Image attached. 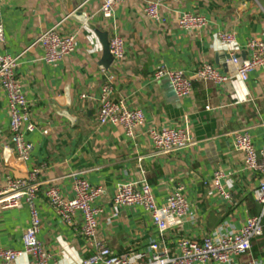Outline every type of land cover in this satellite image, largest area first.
Listing matches in <instances>:
<instances>
[{"label": "crops", "instance_id": "crops-1", "mask_svg": "<svg viewBox=\"0 0 264 264\" xmlns=\"http://www.w3.org/2000/svg\"><path fill=\"white\" fill-rule=\"evenodd\" d=\"M146 1L123 0L112 17L104 19L101 0H0V55L19 58L16 75L36 126L25 137L32 144L30 156L20 161L10 143L8 100L0 86V190L7 178L23 179L32 169L40 170L35 200L41 220L38 239L51 255L49 264H81L94 251L75 229L63 224L44 197L48 187H56L64 199L73 198L76 178L102 188L94 204L102 210L96 240L116 255L142 254L143 263L150 260L149 246L154 242L176 256L179 239L200 242L205 236H232L260 213L254 198L259 178L245 168L243 154L233 149L229 134L246 130L256 150L264 147V66L250 72L245 83L194 81L191 94L184 98L174 94L167 79L154 80L153 73L162 66L191 75L203 63L229 72V52L216 35L234 34L237 54L248 57L247 42L264 40V0L164 2L159 22L144 15ZM74 12L107 34L108 42L118 35L125 57L103 65L102 44ZM185 13L205 17L207 28L180 29L177 20ZM52 28L63 36H75V51L47 64L35 42ZM108 76L113 77V98L143 112L144 123L133 138L119 126L98 123L99 97ZM162 128L187 129L195 144L156 155L149 131ZM217 171L226 176L222 183L230 200L210 184ZM142 180L150 185L159 207L177 187L183 188L191 217L168 228L163 238L142 207L113 204L119 184ZM74 221L80 227L82 215L77 213ZM29 224L30 210L24 202L17 208L0 207V248L22 250ZM263 249L264 221L263 235L252 241L250 252L230 264H264ZM14 264L34 263L21 256Z\"/></svg>", "mask_w": 264, "mask_h": 264}, {"label": "built area", "instance_id": "built-area-1", "mask_svg": "<svg viewBox=\"0 0 264 264\" xmlns=\"http://www.w3.org/2000/svg\"><path fill=\"white\" fill-rule=\"evenodd\" d=\"M101 1L100 13L104 19H110L114 9L123 2V0ZM169 1L177 2L178 0L146 1L144 15L154 22H159L161 20L159 7ZM177 24L185 31H202L207 28L208 21L203 16L185 13L179 16ZM2 31L0 24V35ZM216 37L229 52L227 61L231 66L229 72L222 73L207 63L199 65L191 75L160 66L154 71L153 79H167L174 94L178 98H184L191 94L194 81L216 85L233 80L245 83L250 72L264 66V40H249L246 44L248 57L240 58L237 54L234 34L218 33ZM36 44L43 49L42 60L47 64H53L74 53L75 36H63L56 28H52L43 32L36 40ZM108 46L113 61L119 62L125 57L124 42L118 35L110 38ZM18 60V57L0 55V86L8 100L10 143L16 158L25 162L32 151V144L25 137L34 132L36 126L31 119V105L26 100L17 79ZM97 120L102 126H119L127 137L133 138L136 129L144 123V115L141 110L130 109L124 100L113 98V77L108 76L101 88ZM43 134L46 135L47 130H44ZM149 136L156 155H168L195 144L187 129H151ZM229 136L232 138L233 149L243 154L245 168L259 178V187L254 193V198L260 206V213L248 218L240 231L232 236L222 238L205 236L200 242L187 238L179 239L176 256H170L168 249L155 242L149 246L152 254L148 262L143 263L142 254L128 252L116 255L112 253L106 244L96 240L97 218L102 210L94 204L101 196L102 188L76 178L73 183V198L66 200L56 187H48L44 191V197L49 206L63 224L75 229L87 247L94 250L88 258L81 261V264H204L208 262L230 264L235 257L249 253L252 241L263 235L264 147L256 150L246 130L231 132ZM39 174L40 170L34 168L26 178H7L5 187L0 190L1 208H17L20 202H24L30 210V224L22 238L23 249L17 251L0 248V264H14L21 256L32 258L34 264H49L52 259L38 239L41 220L35 200L41 185L38 181ZM225 178L223 172L217 171L213 174L210 184L223 199L230 200L231 194L222 183ZM113 204L115 207H142L150 215L160 238L164 237L168 228L179 226L183 220L191 217L182 187H177L168 197L166 204L159 207L155 203L150 185L145 180L138 184H119ZM77 213L83 217L80 227H77L74 221ZM250 264L255 263L251 261Z\"/></svg>", "mask_w": 264, "mask_h": 264}, {"label": "water", "instance_id": "water-1", "mask_svg": "<svg viewBox=\"0 0 264 264\" xmlns=\"http://www.w3.org/2000/svg\"><path fill=\"white\" fill-rule=\"evenodd\" d=\"M74 17L78 18V21L81 24H83L87 28H90L93 31L94 35L97 36V38L99 39V41H100V43L102 44V47H103L102 64L105 65V66L111 65L113 59H112V57H111V55L109 53L107 34L101 33L99 31L95 30V28H92L90 26V24L87 22V19L84 16H82L81 14L75 13Z\"/></svg>", "mask_w": 264, "mask_h": 264}]
</instances>
